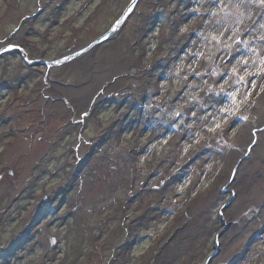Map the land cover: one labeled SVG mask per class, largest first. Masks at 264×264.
I'll use <instances>...</instances> for the list:
<instances>
[{
	"label": "rangeland",
	"instance_id": "rangeland-1",
	"mask_svg": "<svg viewBox=\"0 0 264 264\" xmlns=\"http://www.w3.org/2000/svg\"><path fill=\"white\" fill-rule=\"evenodd\" d=\"M130 1L0 0V264H264V0H137L25 62Z\"/></svg>",
	"mask_w": 264,
	"mask_h": 264
},
{
	"label": "water",
	"instance_id": "water-1",
	"mask_svg": "<svg viewBox=\"0 0 264 264\" xmlns=\"http://www.w3.org/2000/svg\"><path fill=\"white\" fill-rule=\"evenodd\" d=\"M136 1L137 0H131L130 3L124 9L123 13L119 16V18L115 21V23L111 26V28L106 33L99 36L95 40H93L88 46H85L81 50L70 52V53L65 54L64 56H62L60 58H56L54 60H27V59H24L25 62L31 63V64H43V65H47V66H54V65H59V64H63L65 62L70 61L74 57L84 53L86 50L91 48L94 44L101 42V41H104L106 38H108V36L118 28V26L124 21V19L129 14V12L134 8ZM9 49L10 50H16V51L18 50V51L23 53V50L19 46H16V45H7V46L3 47L1 50H9Z\"/></svg>",
	"mask_w": 264,
	"mask_h": 264
},
{
	"label": "bare ground",
	"instance_id": "bare-ground-1",
	"mask_svg": "<svg viewBox=\"0 0 264 264\" xmlns=\"http://www.w3.org/2000/svg\"><path fill=\"white\" fill-rule=\"evenodd\" d=\"M258 115L262 116L264 115V101L260 104L257 110Z\"/></svg>",
	"mask_w": 264,
	"mask_h": 264
},
{
	"label": "flooded vegetation",
	"instance_id": "flooded-vegetation-1",
	"mask_svg": "<svg viewBox=\"0 0 264 264\" xmlns=\"http://www.w3.org/2000/svg\"><path fill=\"white\" fill-rule=\"evenodd\" d=\"M3 175L2 170L0 171V177Z\"/></svg>",
	"mask_w": 264,
	"mask_h": 264
}]
</instances>
